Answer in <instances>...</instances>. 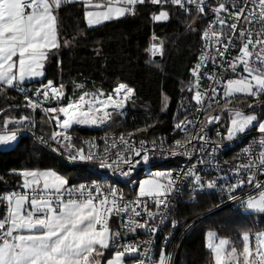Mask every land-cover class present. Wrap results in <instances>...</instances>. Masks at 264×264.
Here are the masks:
<instances>
[{
    "label": "snow or ice",
    "instance_id": "6c2138e0",
    "mask_svg": "<svg viewBox=\"0 0 264 264\" xmlns=\"http://www.w3.org/2000/svg\"><path fill=\"white\" fill-rule=\"evenodd\" d=\"M62 0H0V84L9 87H16L20 81L26 78L39 77L43 75L45 61L50 52L60 47L57 33V17L54 14V7L59 8ZM123 6L108 7L106 11H88L84 15L89 26L98 24L101 20L108 21L113 18H121L126 14H134V6L150 2L158 5L161 0H119ZM165 3L168 0H164ZM172 5L185 8V0H170ZM237 0H233V9L229 11L232 17L230 24L226 19L220 18L219 14L227 9L225 3L216 4L215 0H208V5L216 15V22L221 28L226 24L235 32L238 28L236 21L241 19L249 20L253 13L244 15L247 11V4L252 8H259L260 23L264 25V0H246V6L236 8ZM188 5L197 4V10L204 13L206 8L204 0H187ZM100 7V5H96ZM187 11L188 9L185 8ZM169 18V13L160 10L158 14L153 15L154 21H163ZM239 36L241 45L239 54L233 58L228 67H231L233 73L237 71V65H242L244 72L247 73L240 79H227L223 83V75L216 73L215 59L202 52L199 57L197 67L192 69L196 76L201 67L207 64L208 60L213 61V74L208 78L216 84L223 83L225 98L234 93H246L250 96H259L264 94V33L254 35L251 31L240 30ZM246 38V43L243 42ZM202 39H212L219 44L222 39V32L216 30L205 31ZM231 43L223 45V51L218 50L219 57H224L235 43L234 37H229ZM69 41H64V46H68ZM258 51H255L256 49ZM152 54L162 53V46L156 43L151 45ZM18 55V64L13 61V57ZM257 57L256 66L252 65L251 57ZM14 69H16L14 71ZM199 82L195 85V94L192 95V101L200 105L205 96V92L199 90ZM112 94H107V99L100 101L103 106L111 105L113 109H120L134 96L135 90L126 83H119ZM215 95L216 88L211 89ZM43 101L40 100V95ZM65 95L63 85L59 88L54 82L49 80L46 85H42L37 90L36 99L25 96L27 107L36 110L42 106L44 101H59ZM104 95V93H100ZM87 93H84L76 101H70L67 106H61L57 110L55 107L45 109L49 113L63 114L64 119L59 120L56 117V127L67 130L72 124H91L95 125L98 121H103L109 116L108 112L97 115L92 108L93 101L86 99ZM85 104L88 105V111L82 109ZM229 112L232 109H227ZM199 111V110H198ZM207 123L219 122L220 116L212 115L206 117ZM28 122V117H19L16 121L20 126ZM258 122V132L264 135V120H260L256 114H243L236 111L235 117L230 119L226 126L227 132L223 137L226 140H232L238 133H244L246 129ZM185 121H180L175 125L176 129H182ZM9 120H4V125H8ZM186 131V129H183ZM203 131V128H202ZM18 132H8L5 129L0 133V143L17 142ZM62 138V139H61ZM200 140H206V136L198 137ZM51 140L63 148V154H67L70 161L96 162L98 153L89 151L84 153L75 148L69 135L65 132H53ZM125 148L123 152H118L115 158H111L105 151L99 156V167L103 169L119 170L122 176H128L137 163L141 160L148 162L150 160L149 149L141 142V147L137 149L134 145H128L121 138ZM264 147V140L260 141ZM60 147L56 150L59 151ZM117 147V145H113ZM190 147V142L182 144L181 141L175 142L172 155H176L175 149ZM155 148V143H153ZM214 151L216 146L213 145ZM248 151V150H246ZM185 155L187 151L185 150ZM260 166L264 167V151L260 152ZM18 174L23 179V188L30 190V208H28L27 192H11L0 199L7 201V215L0 219V264H103L100 257L104 255L103 249L110 247V240L115 244L120 238V231L111 232L110 218L115 215L128 216L127 221H121V226L125 232L135 233L143 229L151 235L159 231L157 225L152 222L159 218L161 222L165 221L168 211L160 212L161 207L170 210V201L166 197L173 192L174 179L172 173L157 172L154 178L141 180L139 182V198H148L152 200L156 208L154 212L152 207L143 199L134 201H125L118 188L109 187L107 191H102L100 183L91 186L85 197L86 184L81 183L78 187L69 186V180L65 176L58 174L56 170H19ZM186 177L193 178V184H198L201 188L204 182L199 175L185 172ZM253 177H249V183ZM166 181V182H164ZM239 184L230 185V193H234ZM67 186V187H66ZM208 188H213L214 183L209 182ZM257 188H264V185L257 184ZM93 192L98 195L93 196ZM79 194L77 198L74 194ZM101 196L103 198H101ZM230 198H234L230 195ZM246 208L256 213H264V191H261L259 197L254 199L249 196L245 202ZM142 209V210H141ZM131 212V215H129ZM146 217V219H145ZM173 227L177 221L173 219ZM7 225V230L3 231ZM99 226V227H98ZM257 239L260 247L257 249L255 257L250 251L249 234L243 235V264H264V232L257 233ZM227 240L221 239L219 244L209 245L214 255L215 264H223L221 253ZM99 246V249L96 248ZM123 248L124 251L119 250ZM112 257L106 264H123V257L126 253H139V244H120ZM146 256L147 253H140ZM229 259H235V264H240V258L237 256L235 248L228 254ZM138 264H146L145 260H140ZM157 264H168L165 259V252H161V257Z\"/></svg>",
    "mask_w": 264,
    "mask_h": 264
},
{
    "label": "trees",
    "instance_id": "16d2710c",
    "mask_svg": "<svg viewBox=\"0 0 264 264\" xmlns=\"http://www.w3.org/2000/svg\"><path fill=\"white\" fill-rule=\"evenodd\" d=\"M87 8L83 2H67L54 9L60 47L50 52L41 79L16 87L51 80L59 87L63 85L67 95L76 83L104 93L122 82L134 88L135 94L125 110L113 116L106 125L97 130L72 128L75 142L97 133H130L135 139L146 141L169 133L174 123L188 115L193 103L186 88L201 44L203 16L197 11L158 8L144 3L134 6V14L88 27L84 15ZM161 9L167 10L169 18L154 21L153 15ZM65 40L69 41L68 46H64ZM153 43L162 46V53L152 54ZM16 87L0 85V128L4 120L24 115L35 121V126H30L35 133L49 134L52 126L47 117L23 108V94ZM180 100L188 104L183 106ZM232 104L233 108L254 110L251 101L244 98L235 99ZM23 169L56 170L69 180V184L91 178L85 167L65 165L32 136L20 133L10 148H0V197L21 187L22 177L18 171ZM217 201L213 194H198L193 203L179 204L180 215L189 219ZM5 217L6 204L0 199V219ZM206 228L217 230L240 249L243 233L250 234L252 229L264 231V213L223 208L206 216L183 240L176 264H213L212 253L204 241ZM107 250L105 257L111 253ZM123 259L128 264L127 257Z\"/></svg>",
    "mask_w": 264,
    "mask_h": 264
},
{
    "label": "built area",
    "instance_id": "2783aa9c",
    "mask_svg": "<svg viewBox=\"0 0 264 264\" xmlns=\"http://www.w3.org/2000/svg\"><path fill=\"white\" fill-rule=\"evenodd\" d=\"M216 4L225 3L228 7L227 9L220 13L219 16L222 19H226L230 24L232 17L229 16V11L234 7L233 0H215ZM67 0H62L60 7L64 6ZM105 3L112 4H122L119 0H105ZM152 7L166 8L173 7L187 11H197V4L188 5L187 0H185V8L172 5L170 0L167 3L161 0L158 5H153L150 2H146ZM258 3V0H257ZM205 12L200 13L205 21L203 27V33L205 31L216 30L222 32V39L219 44L212 39L204 40L201 36V44L196 55V60L192 69L197 67L199 57L202 52L209 55L210 57H216L215 68L216 73L223 75V83H226L227 79H240L246 76L247 73L244 72L242 65H237V71L233 73L231 67L228 65L231 63L233 58L239 54V46L241 45V39L239 32L241 29L248 32L251 31L254 35H260L264 33V25L260 21L258 15L259 8L253 9L251 4H247V11L244 15L253 13L249 20H239L236 21L238 28L233 32L226 24L223 28L216 22V15L211 10V6L208 5V0H204ZM246 6V0H237L235 7L238 9L240 7ZM54 9H56L54 7ZM186 11V10H185ZM229 37H234L235 43L227 51L224 57H219L218 50L223 51V45L225 43H231ZM246 43V38L243 41ZM257 48L255 51H258ZM257 57L254 55L251 57L252 65L256 66ZM190 73L187 92L190 93L191 97L195 94V85L199 82L201 92H205V96L200 105H197L195 101L191 103V108L187 116H185L181 121H185L182 125V129H176L175 125L179 122L174 123L171 131L169 133L162 134L152 141H146L142 139H135L130 133H97L94 135H87L75 142L76 137L71 132L74 127L89 128L97 130L101 128L104 122H98L95 125L89 124H72L69 129L64 130L56 127V117L59 120H63L64 116L60 113H49L45 109L49 107H55L57 110L61 106H67L70 101H76L70 98L69 95L65 93L59 101H44L42 106L36 110L27 107V101L25 96H29L32 99H36L37 90L41 89L42 85H46L47 81L42 84L34 86H21L16 87V90L23 94L22 107L30 111L31 113H39L47 117L52 128L49 134L44 135L41 133H35L34 129L30 127L35 126V121L32 122L31 118H28V122L23 126H20L16 121L19 117H14L9 120L8 125H4L2 130H14L18 134L24 133L33 137V139L39 143L42 147L54 154L58 159H60L67 166L80 165L85 167L87 171L90 172L91 178L84 179L76 184H69V186L78 187L79 184L84 183L88 187L85 189V197L87 192L90 190L91 186L100 183L102 186V191H107L109 187L118 188L120 190L119 194L123 195L124 200L134 201L137 199H143L147 202L152 210L155 212L156 208L153 206L152 200L148 198H139V182L145 179H151L155 177L157 172L172 173L174 179L173 192L166 197V201H170V210L161 207L160 212L168 211L167 219L163 222L159 218L152 222L153 225L159 227V231L155 235H151L143 229L137 230L135 233L125 232L121 226V221H127L128 216L125 215H115L110 218V230L111 232L120 231V238L116 240L115 244L110 240V247L108 248L111 252H115L117 245L120 244H139V253H126L124 257H127L128 264H138L140 260H145L146 264H150L154 259H160L161 252H165V259L168 264H176L178 253L182 245L183 240L193 229V227L200 222L206 216L220 210L223 208H229L232 210L243 211L246 208L245 202L249 196H254L264 188H257V184L264 185V167L260 166V152L264 151V147L260 145V141L264 140V135H261L256 128L247 129L244 133H238L236 137L232 140H226L223 137L226 135V121H222L225 109L228 107H233L232 102L235 99L244 98L251 101V106L254 107V112L258 115L260 120H264V106H260L259 103H264V94L259 96H250L246 93H234L232 96L225 98L223 91V83L216 84L208 77L213 74V61L208 60L207 64L201 67L200 72L194 76ZM56 87L58 85L54 83ZM216 88L217 92L215 95L212 93L211 89ZM93 101L92 106L98 108L99 101L102 99L97 95L95 97L89 98ZM40 100L43 101L42 94L40 95ZM85 104L82 111L87 112L88 108ZM199 110V111H198ZM218 115L220 116L219 122L208 124L206 117ZM26 117V116H24ZM13 128H9V126ZM224 125V127H223ZM203 128V131H202ZM183 129H186L184 131ZM65 132L66 135L71 137L74 146L78 150H82L84 153L89 151L93 153H98V158L96 162H80L77 161L73 163L70 161L67 154H61L64 150L60 147L57 142L51 140L53 132ZM204 135L206 140H200L198 137ZM126 141L128 145H134L137 149L141 147V142H144V146L149 149L150 160L148 162L140 161L135 165L131 174L128 176H122L119 170L103 169L99 167V156H102L105 151L109 153L111 158H115L116 153L123 152L125 150L122 140ZM62 139V138H61ZM179 140L182 144L190 142V147L175 149L176 155H172L174 150L175 142ZM153 143H155V148H153ZM117 145V147H113ZM213 145L216 146L214 151ZM60 147V150L56 149ZM185 150L187 155H185ZM248 150V151H246ZM185 172L195 173L199 175L204 182V186L201 188L198 184H193V178L186 177ZM253 177L252 182L249 183V177ZM243 181L242 186L237 187L234 193H230V185L239 184ZM166 182V181H164ZM209 182L214 183L213 188H208L207 184ZM67 187V186H66ZM27 192L28 208H30V198L32 193L30 190L24 188L12 189L4 194L11 192ZM198 194H213L218 198L217 203L211 208L199 213L189 219L184 218L180 215L181 203H193ZM79 198V194H74ZM98 195L93 192V196ZM232 195L234 198H230ZM101 198H103L101 196ZM6 204V215H7V201ZM142 210V209H141ZM131 215V212H129ZM146 219V217H145ZM175 219L177 224L173 227L172 221ZM99 227V226H98ZM7 230V225L3 231ZM257 229H252L250 232L251 243H252V254L255 257L257 249L260 244L257 239ZM119 250L124 251L123 248ZM140 253H147L146 256L140 255Z\"/></svg>",
    "mask_w": 264,
    "mask_h": 264
},
{
    "label": "rangeland",
    "instance_id": "374dc122",
    "mask_svg": "<svg viewBox=\"0 0 264 264\" xmlns=\"http://www.w3.org/2000/svg\"><path fill=\"white\" fill-rule=\"evenodd\" d=\"M89 5V6H88ZM96 5H100V7H96ZM86 6L88 7L86 10H88V11H99V12H103V11H106L107 9H108V7H120V6H123L122 4H112V3H104V4H97V3H95V4H91V3H87L86 4ZM161 10H164V11H167L166 9H161ZM160 11V10H159ZM158 11V12H159ZM158 12H156L155 14H158ZM85 22H86V25L88 26V27H93V26H97V25H99V24H101V23H104V22H106V21H104V20H101V22L100 23H98V24H93V25H91V26H89L88 25V23H87V21H86V19H85ZM123 83V82H122ZM118 86V85H117ZM116 87V86H115ZM115 87L109 92V93H104L103 91H101V90H99V89H88V88H84V85L83 84H81V83H76V84H74V86H73V91L71 92V93H69V96H70V98H72V99H74V100H78L79 99V97L81 96V95H83L84 93H87L88 94V96L86 97V99H89V98H92V97H95L96 95L98 96V97H100V98H107V94H112L113 95V98H115V93H114V89H115ZM100 93H104V95H100ZM131 100V99H130ZM129 100V101H130ZM182 100H183V98H182ZM180 104H182L183 106H185V105H187L188 103H181V100H180ZM257 103H255V105H256ZM260 104V106L262 107V106H264V103H259ZM165 105H167V101H166V103H165ZM255 105H254V107H255ZM87 106V108H88V105H86ZM127 107V103L125 104V106L123 107V108H120V109H113L112 108V106L110 105V107H109V110L108 111H106V112H108L109 113V116L107 117V118H105L103 121H101V122H104V124H103V126L104 125H106L108 122H109V120L113 117V116H115V115H120L124 110H125V108ZM92 108H93V111L97 114V115H102L103 114V112H102V107H101V104L99 103V105H98V108H95V107H93L92 106ZM100 108H101V110H100ZM227 109H232V111L231 112H229ZM227 109H225V112H224V116H223V119H222V121H226V125H225V129H226V132H227V128H226V126L229 124V122H230V119L231 118H234L235 117V113H236V111H239V112H241V113H243V114H256L255 112H254V110L253 111H241V110H238L237 108H233V107H228ZM102 112V113H101ZM2 112L0 111V114H1ZM257 115V114H256ZM8 120V119H7ZM98 122H100V121H98ZM89 125H91V124H89ZM223 127H224V125H223ZM250 128H256V129H258V122H253V125H250L247 129H250ZM246 129V130H247ZM2 130V127L0 128V133H2L3 131H1ZM12 131H14V130H8V132H12ZM14 144V142H6V143H0V148L1 149H5V148H10L12 145ZM243 211H248V212H253L252 210H248L247 208H244V210ZM257 232L259 233V232H264L263 230H260V229H257ZM249 234V233H248ZM243 235H244V233L241 235V240H242V245H241V249H240V251H239V253L237 252V256L240 258V259H242V253H243V246H244V241H243ZM221 239H224V240H227L228 241V243L224 246V248H223V251H222V253H221V257H222V261H223V264H225V262H226V264H230V263H233V262H235V259H229V256H228V254L232 251V249L233 248H235L236 249V246H234V244H232L233 242H231V240L229 239V238H227L226 236H224V235H220L218 232H217V230H215V229H213V228H206V230H205V232H204V241H205V245H206V247L211 251V253H212V257H213V264H215V260H214V253L212 252V250H211V248L209 247V245H213V246H215V245H217V244H219V241L221 240ZM248 243H249V247H250V251H251V253H252V243H251V237H250V234H249V241H248ZM158 260L159 259H154V260H152L151 261V263L150 264H157V262H158ZM243 260V259H242Z\"/></svg>",
    "mask_w": 264,
    "mask_h": 264
},
{
    "label": "crops",
    "instance_id": "0c3cea01",
    "mask_svg": "<svg viewBox=\"0 0 264 264\" xmlns=\"http://www.w3.org/2000/svg\"><path fill=\"white\" fill-rule=\"evenodd\" d=\"M67 2H83V3H85V4H87V3H88V4H89V3H91V4H95V3H97V4H104V3H105V0H67ZM54 14H55V13H54ZM13 61H16L17 64H18V55L15 56V57H13ZM15 70H16V69H14V71H15ZM42 76H43V75H42ZM42 76H39V77H33V78H26L24 81H20V82L17 84V86H18V85L25 84V83L30 82V81H33V80H39V79L42 78ZM0 85H3V84H0ZM6 86H7V85H6ZM44 170H50V169H41L40 171H44ZM58 174H59V173H58ZM21 188H23V179H22V183H21ZM259 194H260V193L254 195L253 198H254V199L258 198V197H259ZM244 212H245V211H244ZM253 212H254V211H253ZM96 248L99 249V246H96ZM240 249H241V248H240ZM240 249H237V248H236V250H237L238 253H239ZM102 251L104 252V255H103L102 257H100V259H101V261L103 262V264H106L107 260L110 259V258L112 257L113 252L109 253V255L105 257V254H107L108 250H107V249H103ZM122 259H123V258H122ZM123 264H125V263H124V259H123ZM225 264H226V262H225ZM230 264H235V262L230 263ZM240 264H243V260H242V259H240Z\"/></svg>",
    "mask_w": 264,
    "mask_h": 264
},
{
    "label": "bare ground",
    "instance_id": "6f19581e",
    "mask_svg": "<svg viewBox=\"0 0 264 264\" xmlns=\"http://www.w3.org/2000/svg\"><path fill=\"white\" fill-rule=\"evenodd\" d=\"M107 98H103V99H101L100 101H103V100H106ZM100 101H99V103H100ZM101 104V103H100ZM101 107H102V112H106V111H108L109 110V107H110V105H108V106H103L102 104H101ZM100 110H101V108H100ZM101 112V113H102Z\"/></svg>",
    "mask_w": 264,
    "mask_h": 264
},
{
    "label": "flooded vegetation",
    "instance_id": "af4514ba",
    "mask_svg": "<svg viewBox=\"0 0 264 264\" xmlns=\"http://www.w3.org/2000/svg\"><path fill=\"white\" fill-rule=\"evenodd\" d=\"M251 106V105H250ZM238 110H241V111H246V110H244V109H238Z\"/></svg>",
    "mask_w": 264,
    "mask_h": 264
},
{
    "label": "water",
    "instance_id": "95a60500",
    "mask_svg": "<svg viewBox=\"0 0 264 264\" xmlns=\"http://www.w3.org/2000/svg\"><path fill=\"white\" fill-rule=\"evenodd\" d=\"M152 51V50H151ZM64 91V90H63Z\"/></svg>",
    "mask_w": 264,
    "mask_h": 264
}]
</instances>
